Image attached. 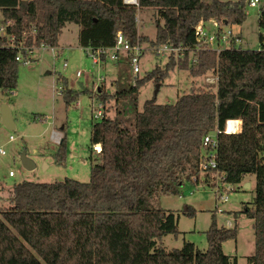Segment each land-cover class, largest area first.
I'll list each match as a JSON object with an SVG mask.
<instances>
[{
    "label": "trees",
    "instance_id": "16d2710c",
    "mask_svg": "<svg viewBox=\"0 0 264 264\" xmlns=\"http://www.w3.org/2000/svg\"><path fill=\"white\" fill-rule=\"evenodd\" d=\"M249 0H139L128 6L123 0H0L5 35H0V89L18 86L20 57L35 62V50L57 49L67 24L80 27L79 46L110 49L118 31L126 41L145 47L181 49L183 57L168 55L164 68L157 66L135 82L131 57L117 55L113 92L96 93L68 88L61 76L62 98L67 107L82 94L95 96L104 115L92 125L91 144L100 145L101 162L91 167L90 182H21L14 185L10 208L0 212V264H236L223 244L238 237L235 227L218 226L216 216L205 233L207 250L184 242L181 249L167 250L161 240L179 234L180 214L156 208L152 201L177 192L183 179L198 178L207 149L204 137L224 130L228 120H241V132L218 136V170L232 185L255 176L254 206L241 215L253 221L255 254L248 264H264V5L260 7L259 50L208 48L196 29L216 21L242 26ZM155 12L154 39L139 35L138 12ZM13 41L11 42V40ZM234 45V46H233ZM146 48V47H145ZM107 58L101 55V63ZM195 60V61H194ZM176 68L192 78L211 73L218 77L216 92L197 90L183 94L176 103L146 101L139 110L141 88L161 84ZM113 106L114 116L107 113ZM65 141L56 154L64 165ZM191 209V210H189ZM185 215L195 216L187 207Z\"/></svg>",
    "mask_w": 264,
    "mask_h": 264
},
{
    "label": "rangeland",
    "instance_id": "374dc122",
    "mask_svg": "<svg viewBox=\"0 0 264 264\" xmlns=\"http://www.w3.org/2000/svg\"><path fill=\"white\" fill-rule=\"evenodd\" d=\"M202 1L211 3L214 0ZM263 5L264 0H261L258 8L247 6V19L241 26L242 32L239 36L241 42L235 44L234 48L244 51L259 50L261 30L258 19L260 7ZM154 14L150 9L139 10V35L155 38L157 17ZM4 27L5 20L0 11V29ZM222 29L229 31L231 27L224 26ZM206 31L213 36L218 29L209 24L206 25ZM232 31L238 33V28L232 27ZM79 32L78 25L67 24L59 38L61 48L56 51L46 47L35 50V62L19 66L17 89L12 93L0 89V148L5 152L4 155L0 154V212L10 208L9 199L16 184L25 181L55 183L66 179L88 183L91 167L101 162L100 148L91 144L92 125L101 120L96 119V109L100 102L95 96L82 94L77 103L67 107L62 98L63 87L62 83L58 82V77L64 78L68 88L75 91H80V83L89 92L96 93L99 88L105 87L107 92L111 93L114 90L113 82L117 77L118 66L115 61L110 60L95 65L91 57L79 46ZM217 44V41L213 42L214 49L231 48L228 43L219 46ZM145 47L144 54L140 57V78L157 66L164 68L168 62V55H157L151 46ZM65 64L67 67H64ZM79 72L81 77L76 79ZM213 78L215 76L211 73L192 78L188 71L176 68L161 84L148 82L141 88L139 110H142L146 101L153 99L157 104L166 105L176 103L183 94L193 91L216 92L215 83L208 81ZM3 104L12 110L16 123L14 130H8L2 125ZM107 108V113L113 117V106ZM11 137L13 139H10ZM63 141L66 158L64 165H59L56 154ZM23 155L35 164V169H25L21 159ZM212 180L211 174L200 171L198 178H192L191 181L183 179L176 193L160 196L152 201L156 208L171 209L180 214L179 234L163 237L161 245L167 250H174L181 249L184 242H190L201 251L207 250L205 233L210 227L214 213L218 226L228 228L230 221L237 230V239L223 244L224 253L236 260V264H248V258L255 254L253 221L244 215L235 218L234 214L241 212L245 206H254L256 178L246 176L240 184L232 185V191L227 193V203H223L210 187ZM189 206L196 210V218L184 214ZM205 217H208V226L204 221Z\"/></svg>",
    "mask_w": 264,
    "mask_h": 264
},
{
    "label": "built area",
    "instance_id": "2783aa9c",
    "mask_svg": "<svg viewBox=\"0 0 264 264\" xmlns=\"http://www.w3.org/2000/svg\"><path fill=\"white\" fill-rule=\"evenodd\" d=\"M123 3L128 6H139V0H123ZM261 3V0H249V7L250 8H258ZM10 23H5V27L0 29V35H5L6 33V26H8ZM213 25L218 29V32L215 35H211L206 31V25ZM219 24L216 21H210L209 23L201 24L197 29L196 33L200 40L204 42V45H206L208 48H213V42L217 41V46L219 44H239L241 42L239 34L235 33L232 30L224 31L223 29L219 31ZM13 39L11 40V42ZM45 48V47H44ZM54 49V48H52ZM218 52L221 51V49L217 48L214 49ZM56 51V49H55ZM89 57H91L93 63L95 65H98L101 63V55H105L107 58L111 59L112 61H115L117 59V55L121 53H127L131 57V70L133 75V80L135 82L136 78L140 74V57L144 54V48L140 44L139 41L133 46L128 41H126L124 34L122 31H118L115 38V46L110 49H85L84 50ZM175 54L177 58L183 57L184 53L181 49H175L171 48L169 46H164L160 49H158V54ZM18 62L23 63L24 65H28V61H23L20 57L17 58ZM195 61V60H194ZM64 67H67V64L64 65ZM81 77V73L79 72L77 74V78ZM103 80V79H101ZM212 83L217 84L218 77L215 76L212 80ZM96 119H101L104 115V106L100 103L99 106L96 109ZM242 129V121L241 120H228L225 124V128L223 131L216 129L214 132L210 133L209 135L204 137L203 146L207 149V152L205 154V157L203 161L200 164V171H202L205 174H211L213 176L212 185L209 186L213 188L218 195V198L223 202L227 203L229 200V197L227 193L232 191V184H229L226 182L225 177L226 175L224 173H221L218 170V149H219V141L218 136L222 133L228 134V135H234L241 132ZM10 139H13L12 137ZM0 154L4 155L5 152L2 148H0ZM10 176H12V173H10ZM228 224H230L228 222Z\"/></svg>",
    "mask_w": 264,
    "mask_h": 264
},
{
    "label": "water",
    "instance_id": "95a60500",
    "mask_svg": "<svg viewBox=\"0 0 264 264\" xmlns=\"http://www.w3.org/2000/svg\"><path fill=\"white\" fill-rule=\"evenodd\" d=\"M78 85H79L80 89H83L82 84L79 83ZM2 118H3V125L5 127H7L9 130L13 129V127H12V123H13L12 113L10 112V109L7 106H4V108H3ZM96 146L98 148H100V145H96ZM21 159H22V164L25 167V169H27L29 171L35 169V164L31 160L27 159L25 155H23L21 157Z\"/></svg>",
    "mask_w": 264,
    "mask_h": 264
},
{
    "label": "crops",
    "instance_id": "0c3cea01",
    "mask_svg": "<svg viewBox=\"0 0 264 264\" xmlns=\"http://www.w3.org/2000/svg\"><path fill=\"white\" fill-rule=\"evenodd\" d=\"M235 27H237L238 28V34H239V36H240V34H241V32H242V29H241V26H235ZM59 48H61L60 46L58 47V49ZM75 78V77H74ZM4 106H7L9 109H10V107L8 106V105H6V104H3L2 105V111H1V122H2V125H3V118H2V112H3V108H4ZM10 112L12 113V110L10 109ZM12 120H13V123H12V127H13V129L12 130H14L15 128H16V123H15V121H14V117H13V113H12ZM4 126V125H3ZM7 128V127H6ZM8 129V128H7ZM9 130V129H8ZM97 147V146H96ZM190 207V206H189ZM192 208V207H191ZM192 209H194V208H192ZM166 210V209H165ZM189 210H191V209H189ZM195 210V209H194ZM167 211H173V210H171V209H167ZM196 211V210H195ZM174 212V211H173ZM193 218H196V212H195V216L193 217ZM179 220H180V218H179ZM204 221L206 222V225L208 226V217H205L204 218ZM230 224H228V228L227 229H231V228H233V224H232V222H230V221H228ZM220 227H223V226H220Z\"/></svg>",
    "mask_w": 264,
    "mask_h": 264
}]
</instances>
